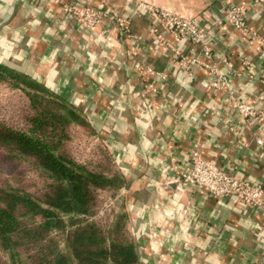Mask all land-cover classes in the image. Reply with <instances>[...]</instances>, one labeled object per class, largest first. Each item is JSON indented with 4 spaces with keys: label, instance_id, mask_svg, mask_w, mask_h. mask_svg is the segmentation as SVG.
I'll use <instances>...</instances> for the list:
<instances>
[{
    "label": "crops",
    "instance_id": "0c3cea01",
    "mask_svg": "<svg viewBox=\"0 0 264 264\" xmlns=\"http://www.w3.org/2000/svg\"><path fill=\"white\" fill-rule=\"evenodd\" d=\"M145 1L193 16L211 4L218 6L220 0ZM236 1L255 12L249 25L258 31L261 44L248 45L240 31L228 27L229 36L215 25L219 41L214 60L222 68L219 54L236 67L240 57L250 59L256 78L232 77V87L251 100L264 91L259 80L264 77V0ZM109 2L123 12L135 0ZM131 29L140 37L139 57L166 71L168 79L136 77L127 52L130 42L114 31L111 44L102 46L92 31L65 17L56 0H0V63L43 82L107 132L113 160L121 163L119 172L127 178L124 202L144 264H264V208L218 200L192 187L176 193L175 183L169 181L197 147L210 161L264 185V144L254 141L261 121L244 123L234 115L225 94H212L204 86L203 69L188 75L173 67L152 39L144 13L133 17ZM184 51H193L187 41ZM147 83L157 90L145 92ZM151 102L155 104L148 107ZM232 118L241 126L238 135L228 129Z\"/></svg>",
    "mask_w": 264,
    "mask_h": 264
},
{
    "label": "trees",
    "instance_id": "16d2710c",
    "mask_svg": "<svg viewBox=\"0 0 264 264\" xmlns=\"http://www.w3.org/2000/svg\"><path fill=\"white\" fill-rule=\"evenodd\" d=\"M0 77L22 88L34 110L26 129L0 121L1 154L12 164H30L42 181L32 191L0 180V250L10 264H142L125 234V211L104 224L92 219L100 191L118 190L127 178L92 169L67 148L70 125L99 128L23 71L0 63Z\"/></svg>",
    "mask_w": 264,
    "mask_h": 264
},
{
    "label": "built area",
    "instance_id": "2783aa9c",
    "mask_svg": "<svg viewBox=\"0 0 264 264\" xmlns=\"http://www.w3.org/2000/svg\"><path fill=\"white\" fill-rule=\"evenodd\" d=\"M60 5L62 14L72 19L76 25L84 30L92 31L95 39L102 43L111 44L114 31L118 33L123 42H130L127 49L131 58V68L136 77L149 76L158 80L168 79L166 71L153 68L149 63L139 57L138 43L140 37L131 29L132 19L135 15L144 13L150 19V32L152 39L170 57L171 65L191 75L195 68L206 72L203 80L207 90L217 95L223 93L234 109V115L243 119L261 121L254 133V141L258 146L264 144L262 130L264 129V91L259 92L251 100L241 97L232 87V77L237 79L256 78L252 63L247 56L240 57L239 66L228 59L225 54H219V64L215 62L216 47L219 41L215 33V25H219L222 32L229 35V28L241 32L242 39L248 45L261 44V37L256 29L249 25L254 11L246 10L241 2L236 0H220L219 5L211 4L201 13L193 16H183L170 10L158 7L145 0H135L132 7L123 12H116L109 0H98L97 5L84 0H56ZM227 24V25H226ZM96 27H100L96 31ZM229 27V28H228ZM230 36V35H229ZM170 38L172 40H170ZM190 43L193 51H184V42ZM264 54V50H263ZM264 84V77L259 79ZM145 92L153 93L157 89L152 83H147ZM154 102L148 104L153 106ZM228 129L234 134H240L241 126L230 119ZM171 152V151H170ZM175 192L182 193L186 187L196 188L206 195L218 200L233 199L247 206L264 208V185L257 180H249L235 170L228 169L218 162H212L200 153L197 147H192L186 158L180 162L178 172L174 179ZM176 193L173 202L176 203ZM180 223L185 225L183 215H179ZM180 225V229L187 233Z\"/></svg>",
    "mask_w": 264,
    "mask_h": 264
},
{
    "label": "rangeland",
    "instance_id": "374dc122",
    "mask_svg": "<svg viewBox=\"0 0 264 264\" xmlns=\"http://www.w3.org/2000/svg\"><path fill=\"white\" fill-rule=\"evenodd\" d=\"M33 112L34 110L30 106L24 90L15 86L11 79L0 77V121L12 127L26 129L27 118ZM103 134L101 129L93 131L86 124H72L68 129L67 148L76 160L106 175H112L115 171H119L121 163L113 160L111 150L105 140L106 137ZM35 170L27 163L15 162L12 164L6 161L0 151V180L5 177L14 185L37 191L42 181ZM124 211L125 234L135 245L136 239L129 224V209L124 202L122 187L118 190L108 188L100 191L92 219L104 224L112 221L115 215ZM62 248L68 255V248L65 244H62ZM24 254L28 255V252ZM0 264H10L8 255L6 256L1 250Z\"/></svg>",
    "mask_w": 264,
    "mask_h": 264
}]
</instances>
